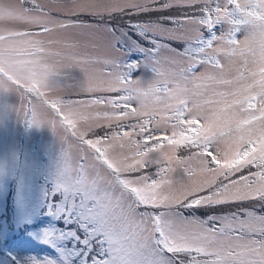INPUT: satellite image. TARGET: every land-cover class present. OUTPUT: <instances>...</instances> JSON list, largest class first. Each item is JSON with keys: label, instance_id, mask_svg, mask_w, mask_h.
I'll use <instances>...</instances> for the list:
<instances>
[{"label": "snow or ice", "instance_id": "snow-or-ice-1", "mask_svg": "<svg viewBox=\"0 0 264 264\" xmlns=\"http://www.w3.org/2000/svg\"><path fill=\"white\" fill-rule=\"evenodd\" d=\"M25 3L43 17L29 35L79 28L109 54L61 40L44 52L62 91L82 66L90 98L33 89L40 107L28 100L25 119L74 142L83 163L63 147L48 222L7 241L46 247L14 264H264V0H101L63 19Z\"/></svg>", "mask_w": 264, "mask_h": 264}, {"label": "rangeland", "instance_id": "rangeland-1", "mask_svg": "<svg viewBox=\"0 0 264 264\" xmlns=\"http://www.w3.org/2000/svg\"><path fill=\"white\" fill-rule=\"evenodd\" d=\"M83 2L101 0H35L37 4L52 8L61 19L72 14L74 3ZM30 6L25 0H0V264H14L12 257L20 260L30 254L40 255L39 249L46 247L41 244L39 248H18L15 243L10 246L7 241L21 228L31 232L33 223L43 226L48 222V217L40 213L44 207V193L59 166L63 147L73 169L83 163L82 153L74 142L70 140L63 145L59 134L50 127L29 125L25 119L28 100L40 107L37 91L48 98L61 95L69 99L90 98V94L82 93L79 88L85 77L82 66L67 70L71 81L66 76L58 78L64 83H75L74 89L62 91L54 82L55 58L44 54L50 47L49 41L79 43L81 46L73 51L93 59H103L109 54L103 39L94 48L84 47L85 39L80 34L83 30L79 28L54 31L48 36L29 35L43 20L40 13L28 10ZM81 19L87 22L91 17L84 14ZM89 67L94 71L103 70V65ZM244 207L251 209L252 205L246 203ZM256 208L258 210L259 206Z\"/></svg>", "mask_w": 264, "mask_h": 264}]
</instances>
